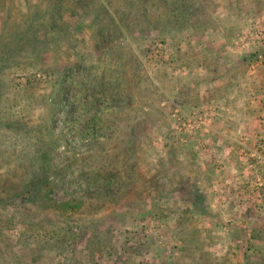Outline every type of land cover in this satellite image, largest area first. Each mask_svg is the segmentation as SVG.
I'll use <instances>...</instances> for the list:
<instances>
[{
	"label": "rangeland",
	"instance_id": "1",
	"mask_svg": "<svg viewBox=\"0 0 264 264\" xmlns=\"http://www.w3.org/2000/svg\"><path fill=\"white\" fill-rule=\"evenodd\" d=\"M56 1L0 0V29L6 14L11 22L6 32L13 24L28 21V15L36 17L37 28L49 30L40 19L45 12L38 17L35 10ZM75 1L61 0L69 9L76 8ZM96 2L88 7L93 13ZM209 5L208 16L180 33H126V38L111 41V56L109 49L94 50L89 17L79 18L76 13L70 19L66 13L60 23L68 24L67 31L54 26L56 30H49L46 37L49 42L39 38L44 51L40 61L21 68L1 65L0 264H255L261 260L253 250L264 253V0H209ZM31 53L32 49L21 53V61L32 60ZM126 57L139 60L149 80L140 81L139 98L132 95L128 102L117 103L105 98L104 106L95 109L113 114L117 147L126 145L135 127H141V139L151 154L143 158L141 182L158 177L151 166L162 160V173L170 184L165 182L163 195L149 200L146 192L147 204L105 205L107 209L95 214L65 216L20 198L8 200V185L18 181L10 176L12 170L22 172L20 182L31 178L36 182L49 170V181L55 185L52 199L57 203L85 202L95 192L90 178L102 159L97 144L105 139H88V131H80L76 121L86 117L84 110L90 106L86 103L99 79L104 77V89L110 87L107 93L114 91L111 71ZM80 64L90 72L85 73ZM68 69L72 86L64 96L60 94L64 104L52 125L46 101L63 79L46 73ZM205 73L210 74L208 82ZM221 74L227 75L224 90H219V96L226 97L222 103L215 102L221 82L216 78ZM28 78L39 87L27 88ZM56 80L57 89L52 87ZM237 94L236 114L254 117V134L239 139L234 138L235 126L222 129L215 120L218 114L224 118L223 112L232 113L225 105L231 102L228 97ZM83 95L86 102L79 101ZM252 102H258L257 108H250ZM70 106L73 118L67 116ZM109 146L103 144L104 150L109 151ZM169 150L176 152L182 169L192 163L200 176L196 186L206 196L208 216L197 218L188 211L190 202L173 191L174 168L165 164ZM234 166L238 172H232ZM194 170L184 171L195 178ZM121 186L117 183L112 191Z\"/></svg>",
	"mask_w": 264,
	"mask_h": 264
},
{
	"label": "trees",
	"instance_id": "2",
	"mask_svg": "<svg viewBox=\"0 0 264 264\" xmlns=\"http://www.w3.org/2000/svg\"><path fill=\"white\" fill-rule=\"evenodd\" d=\"M95 0H77L74 2L76 8L69 9L66 8L65 4H62L61 0H57L53 4L48 2V7L45 9H36L37 16H40V11H43L42 17L43 21L49 26V30H53L54 26L58 27L59 32L67 31L68 24L61 22L63 16L68 13L71 17L77 13L79 18L89 17L88 27L92 32L90 36L94 41V50L100 51L103 49H109L110 56L113 54L110 48L111 41L116 42L119 39L126 38L128 33L140 31L143 32H157L158 34L169 33L170 30L177 33L182 32L188 26L193 24L199 17H206L209 15L211 6L209 5V0H98L97 11H93L89 8L94 5ZM73 2V1H72ZM40 7V6H38ZM89 7V8H88ZM88 8V9H87ZM47 15V16H46ZM28 21L19 22V25L13 24L9 31L6 32L11 22L10 18L6 16L3 19L2 27L0 29V67L6 63H10L13 66H32L33 61H40L43 54V44L39 47V38L42 36L43 43L47 42L46 37L49 33L48 29L37 28V23L35 19H30L28 15ZM19 19H22L21 17ZM65 21V20H64ZM59 22V25L58 23ZM9 23V24H8ZM195 23V22H194ZM175 29V30H174ZM38 30L42 34L38 33ZM56 30V28L54 29ZM127 33V34H126ZM10 38H16L19 42L13 43ZM59 40V38H57ZM33 45V46H32ZM32 46V47H31ZM32 49L31 58L32 60H26L22 62L21 60L27 51ZM105 56V55H103ZM66 59V58H64ZM113 59V58H112ZM77 62V60H76ZM18 63V64H16ZM27 63V65H25ZM79 65V62L77 63ZM118 66H114V72L111 75L114 76V82L116 86L114 91L109 94L107 93L110 87L108 86L104 89L106 85L104 77L98 80V86L91 89L92 96H90L89 102L86 103L90 106L88 109L85 108L84 112L86 117L78 118L79 129L83 133L88 131V139L97 141L96 137L100 136L105 139L103 143L98 142L97 146L100 151L101 160L95 171L92 173L90 178V183L97 188L95 192L88 195V199L85 202H80L78 199H69L66 202L57 203L52 199V194L55 185L49 181L48 172L45 170L41 175L38 176L36 182L34 179H29L28 182H20V170H12L9 172L10 176L17 182H10L8 185V200L15 201L17 199H23L24 202L33 205H39L45 209H53L60 212L62 215H67L72 212H79L84 214H95L100 209H107L105 205L109 208H114L118 204L122 203L127 206H134L138 203H146V192L149 194V200L152 195L162 196V188L166 187L168 177H166L162 172V160L159 163H155L152 168H156L155 175L151 176L147 182L144 184L141 182V177L145 171V166L143 164V158L151 156L148 153L146 142L141 139L142 130L141 127L136 126L135 130L130 135L129 141L123 147H117L114 142L115 134V120L112 113L105 112L104 109L100 110L95 107L102 105L112 98L114 101L128 102L129 97L136 95L139 98L140 91V81L145 83L148 80L146 71L141 67V62L139 60H134L131 58L119 59ZM81 69H84L85 73L90 72L91 68H85L83 64H80ZM70 69L63 70L62 72H55L48 70L46 76L54 75L57 78H62L63 80L59 82L60 90L51 92L48 95V116L50 117V124L53 125V118L57 113V110L61 108L64 102H61V96H64L67 88L72 86V79L69 76ZM34 77L36 75H33ZM86 78H89L86 75ZM57 80L52 82L53 88L57 89ZM138 85V86H137ZM27 88L36 89L39 84L31 82L28 78L26 83ZM80 93V90L78 91ZM77 93V94H78ZM106 93V94H105ZM125 93V94H124ZM33 94V93H32ZM2 98L0 92V99ZM47 98V97H46ZM76 100L78 95H76ZM78 101V100H77ZM79 101L86 102L85 96H81ZM64 106V105H63ZM93 108L95 110H93ZM93 110V111H92ZM74 108L70 106L67 116L72 115ZM99 117L96 118V115ZM92 115V117H89ZM95 117H94V116ZM74 114L71 116L73 118ZM107 117L105 120L102 117ZM94 117V118H93ZM70 118V117H69ZM97 121L100 122H96ZM92 125V134L89 133L88 126ZM51 125V126H52ZM86 134V133H85ZM83 135V134H82ZM105 137V138H104ZM107 140V141H106ZM110 150L105 151L104 145ZM112 143V145H111ZM168 161L165 164H169V167L174 168V172L171 176V180H174L176 187L174 192L180 193L182 199L190 202V209L188 211L195 212L197 218H202L208 216L207 206H206V196L199 191V187L196 186V182L200 179V176L196 175L197 171L194 170L192 163L181 168L183 165L180 160L176 157V152L169 150L167 155ZM184 170H194L195 178L187 177V173ZM160 177V178H159ZM13 181V180H11ZM164 184H160L163 182ZM121 182L122 186L118 189L116 193L112 191L113 187H116L117 183ZM170 185V184H169ZM147 186V188H146ZM149 190V191H147ZM150 214V213H149ZM167 217V215L165 216ZM238 238L237 234H234ZM191 237H194L191 236ZM261 240V238L259 236ZM40 247L36 251L40 252ZM257 253L261 260L256 261L255 264H264V253L254 251ZM254 264V263H253Z\"/></svg>",
	"mask_w": 264,
	"mask_h": 264
},
{
	"label": "crops",
	"instance_id": "3",
	"mask_svg": "<svg viewBox=\"0 0 264 264\" xmlns=\"http://www.w3.org/2000/svg\"><path fill=\"white\" fill-rule=\"evenodd\" d=\"M237 76V74H233V77ZM218 77V76H217ZM227 77L226 74H221V78L218 77L216 79H220L221 82H219V86L216 88V92L217 94H215V102H220L222 103L226 97L225 96H219V90L223 91L224 90V85L223 82H224V79ZM205 80L208 82L210 81V74H206L205 73V76H204ZM226 82V81H225ZM220 86H223V87H220ZM238 94L237 95H232L230 97H228V100H230V104L229 105H225V107H229L230 110H232L231 112L232 113H227V112H223L225 115L224 118H219L220 114H218V116L215 118V120L218 122L216 125H218L220 128L223 129L224 125H230V126H235L234 127V132L233 134H235L234 138L235 139H239L241 137H244V135H251L254 134L253 131L254 129L252 127H254L253 125V120H254V117H246L244 114L242 116H238L235 112L236 109H238V106L236 107H233V104L236 103V102H239L240 99L238 98ZM257 103L258 102H252L249 106L250 108H257ZM232 107H231V106ZM240 107L242 105H239ZM221 108V107H220ZM220 112H222V110H220ZM243 126V127H242ZM238 172L239 170H237V166H234V168L232 169V172Z\"/></svg>",
	"mask_w": 264,
	"mask_h": 264
}]
</instances>
